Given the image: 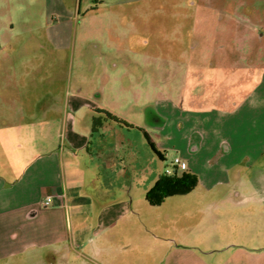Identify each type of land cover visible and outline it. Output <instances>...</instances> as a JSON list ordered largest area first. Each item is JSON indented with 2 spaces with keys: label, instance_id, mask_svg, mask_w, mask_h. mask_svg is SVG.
<instances>
[{
  "label": "crops",
  "instance_id": "obj_1",
  "mask_svg": "<svg viewBox=\"0 0 264 264\" xmlns=\"http://www.w3.org/2000/svg\"><path fill=\"white\" fill-rule=\"evenodd\" d=\"M198 3L213 8L210 14L195 15L198 24L191 33L197 43L186 46L180 41L177 57L163 61L166 77L162 102L153 94L146 96L155 104L161 126L147 122L149 113L154 115L147 109L141 111L138 120L124 114L135 102L132 96L120 92L113 93L118 101L126 100V106L119 108L102 102L106 91L99 87L97 93L68 88L63 100L58 94L45 98L50 101L49 106H42L47 114L54 116L57 109L61 113L51 118L60 124V141L37 154L14 181L0 174V260L47 250L43 256L46 264H74L79 255L75 254L73 239L91 240L96 245V240L86 237L89 226L81 221L83 214L98 211L93 237L106 240L113 217L137 211L135 202L141 197L129 200L121 187L130 168L139 177L148 176L144 161L136 155L137 135H128L132 130L145 137L142 144H147L151 164L155 156L164 160L173 151L187 163L186 171L198 177L197 187H213L224 180L230 166L264 154V17L252 13L245 0ZM95 9L87 6L82 16L91 22L100 20L98 28L89 29V41L95 44L93 48L106 73L114 76L119 66L108 58L110 53L117 58V53L137 51L146 58V66L152 64L148 61L151 53L144 48L146 42L138 36V24L129 20L131 17L116 13L93 18L90 14ZM79 15L80 9L75 19ZM171 18L179 21L175 25L179 33L188 16L174 13ZM96 31L100 36L97 40L93 35ZM26 111L22 106V117ZM45 123L48 120L38 122ZM155 169L149 176L154 184L160 178L159 174L155 176ZM48 197L52 203L44 206L42 202ZM110 259L105 262L111 264L116 256L110 255Z\"/></svg>",
  "mask_w": 264,
  "mask_h": 264
},
{
  "label": "rangeland",
  "instance_id": "obj_2",
  "mask_svg": "<svg viewBox=\"0 0 264 264\" xmlns=\"http://www.w3.org/2000/svg\"><path fill=\"white\" fill-rule=\"evenodd\" d=\"M199 1L0 0V174L14 181L37 154L60 141V124L51 118L61 113L57 109L51 116L42 106H49L45 98L50 94H58L63 100L70 88L97 93L99 87L106 91L102 102L116 108L126 106V100L118 101L114 92L132 96L135 103L123 113L138 120L141 111H153L147 122L161 126L162 118L146 96L153 94L162 102L166 77L163 61L177 57L180 41L186 46L197 43L191 33L198 24L195 15L210 14L213 8ZM245 3L252 13L264 17V0ZM87 6L97 7L90 14L93 18L116 13L131 17L129 20L138 24V36L146 42L144 48L151 53L148 61L152 64L146 66V58L137 51L117 53V58L110 53L108 58L119 66L114 76L106 73L93 48L95 44L89 41V29L98 28L100 20L91 22L82 16ZM79 9L81 15L75 19ZM174 13L188 16L179 33L175 26L179 21L171 18ZM261 23L264 27V19ZM93 35L100 39L97 31ZM22 106L27 109L25 117ZM46 120L48 123L38 124ZM128 135H137L136 155L148 169V176L139 177L131 168L123 176L121 187L129 200L141 197L135 202L137 211L123 212L111 219L112 227L106 230V240L110 241L93 237L98 211L83 214L81 221L89 226L86 237L96 240V245L91 240L73 239L75 254L79 255L74 264H108L110 255L116 256L111 264H264L263 153L251 154L252 160L230 166L224 180L213 187L199 185L187 194L172 195L153 205L143 197L155 186L150 170L156 168L155 176L174 170L181 173L187 163L169 151L164 160L155 156L153 165L147 144H142L145 137L134 130ZM176 158L180 164H175ZM63 247L68 251L67 246ZM46 251L0 260V264H46Z\"/></svg>",
  "mask_w": 264,
  "mask_h": 264
},
{
  "label": "trees",
  "instance_id": "obj_3",
  "mask_svg": "<svg viewBox=\"0 0 264 264\" xmlns=\"http://www.w3.org/2000/svg\"><path fill=\"white\" fill-rule=\"evenodd\" d=\"M106 117L124 124H128L122 120L117 119L106 111H100ZM152 148L157 154H160L155 147ZM198 185V177L195 174L187 172L186 170L181 173L178 170H174L171 174H164L156 181L155 186L152 190L147 193L146 200L151 204H161L164 200L172 195H184L193 191Z\"/></svg>",
  "mask_w": 264,
  "mask_h": 264
},
{
  "label": "built area",
  "instance_id": "obj_4",
  "mask_svg": "<svg viewBox=\"0 0 264 264\" xmlns=\"http://www.w3.org/2000/svg\"><path fill=\"white\" fill-rule=\"evenodd\" d=\"M180 163H181L180 159L176 158V159H175V164H180ZM171 173H172L171 171H167V174H171ZM51 203H52V198H50V197L46 198V199L43 200V202H42V204H43L44 206H48V205H50Z\"/></svg>",
  "mask_w": 264,
  "mask_h": 264
}]
</instances>
